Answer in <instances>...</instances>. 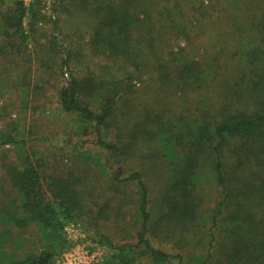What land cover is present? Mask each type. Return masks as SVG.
I'll list each match as a JSON object with an SVG mask.
<instances>
[{
    "label": "trees",
    "instance_id": "16d2710c",
    "mask_svg": "<svg viewBox=\"0 0 264 264\" xmlns=\"http://www.w3.org/2000/svg\"><path fill=\"white\" fill-rule=\"evenodd\" d=\"M51 1L54 13L46 16L40 11L42 0H33L29 6L24 0H0V60L24 69L23 64L32 61L30 48L34 46L41 73L48 76L54 66L59 68L65 84L59 87L57 98L62 111L71 116L65 144L81 158H86L89 147L103 149L116 165H112L113 183L129 184L136 190L140 217L137 242L116 246L99 240L111 252L97 264H137L139 256L149 257L152 264L182 260L180 254L156 248L148 240L152 225L148 185L139 170H125L124 148L106 138V131L118 120L117 111L125 113L122 119H127L126 113H141L139 107H131L135 103L130 104L125 95L135 87L132 78L150 70L156 72L159 83L155 96L171 97L165 108L143 110V123L135 125L136 131L142 130L153 142L156 155L160 153L174 167L159 224H165L169 231L197 220L198 171L201 160L208 157L221 194L212 215L213 226L218 228L219 221L228 220L227 264H264V39L250 36L255 29L264 34V0H248L250 5L242 0L243 10L251 12L253 18L250 29L240 26L235 33L239 41L232 59L241 78L234 85L227 74L224 81L219 79L220 54L195 59L184 48L176 51L168 44L173 34H190V12L202 18L211 16V7L204 0ZM70 5L73 9L65 15L71 25L67 33L63 23L68 22L59 14ZM46 22L50 24L49 39L40 43L38 24ZM76 35L80 39L74 45L60 42L61 36L67 41ZM81 45L93 56L118 63L121 74L114 77L116 87L93 73L77 76L73 63L84 49ZM26 68L27 74L31 67ZM23 90L26 97L32 93L27 87ZM118 101L126 106L118 109ZM173 106L182 110L177 112ZM156 112L199 114L188 119L171 115L170 120H164L151 116ZM19 142L11 130L0 129V144ZM7 174L15 196L0 208V264H49L74 245L64 234L66 224L93 214L85 203L81 181L73 174L45 177L28 155L21 164H12ZM7 224L22 228L35 225L41 236L40 248L15 252Z\"/></svg>",
    "mask_w": 264,
    "mask_h": 264
},
{
    "label": "rangeland",
    "instance_id": "374dc122",
    "mask_svg": "<svg viewBox=\"0 0 264 264\" xmlns=\"http://www.w3.org/2000/svg\"><path fill=\"white\" fill-rule=\"evenodd\" d=\"M245 1L247 5H250L248 0ZM24 2L29 6L33 0H24ZM204 4L211 7V16L202 18L190 12L187 16L190 34L187 36L182 33L173 34L168 44L176 51L184 48L195 59L198 57L208 59L220 54L219 62L217 61L221 65L219 79L224 81V75L227 74L231 79L230 84L234 85L241 78L232 59L239 41L235 33L240 26L246 28L249 26L250 29L253 15L243 10L246 6L242 0H204ZM41 5L43 6L40 8L42 14L49 16L54 13L51 0H42ZM70 6L68 10L61 8V14H59L62 20L67 22L65 15L73 9V5ZM259 14L260 11H258ZM25 24L28 25L26 19ZM68 25L63 23V29L67 33L71 28L69 22ZM38 31L40 43H45L49 39L50 24L39 23ZM250 33L251 37L264 39L262 30L255 29ZM60 39L61 43L70 41L74 45V41H78L80 37L76 35L70 38L72 40L66 41L61 36ZM81 40L85 42L83 38ZM262 44L264 45V42ZM81 47L84 49L76 59L77 64L73 63L77 76L82 77L87 73H93L107 80L106 84L111 83L116 87L117 79L114 77L121 74L117 69L118 63L106 57L93 56L85 45ZM35 49L34 46L30 48L31 63L23 64V66L31 67L27 74L26 67L23 69L0 60V129L11 130L20 141L0 144V186L2 187L0 208L9 198L15 196L7 174L8 168L12 164H21L25 155L30 157L33 165L41 169L45 177L73 174L80 179L85 203L93 214L89 217L85 216L78 223H67L64 234L73 244L87 241L98 243L103 247L104 257H106L111 251L109 247L99 242L101 239L110 241L116 246L137 242L136 232L140 224L137 211L138 195L132 185L113 183L110 177L112 165L113 167L116 165L103 149L96 146L89 147L86 158H81L78 153L67 147L64 139L68 136L66 129L71 126V116L62 111L57 98L59 87L65 84V75L56 66L51 73H48V76L41 73L39 70L41 65L35 58ZM129 69L132 71L133 68ZM151 71L153 70L140 77L132 78L135 87L125 95V98L130 100V104L135 103L131 107H139L142 110H140L141 113H126L127 119H122L121 114L125 113L117 111L118 120L112 122L106 131V138L114 143L119 142L118 144L124 148L127 154L124 167L127 172L139 170L143 174L149 188L148 207L152 224L147 238L154 247L182 256L181 261L173 258L168 264H227L230 253L227 240L228 220L219 221L218 228H214L212 221V215L221 200L219 188L214 181L212 159L204 157L198 171L197 196H199L200 207L197 220L171 228L169 231L166 230L165 224L163 226L159 224L160 210L165 209L164 201L167 197L168 183L175 176L174 167L168 165L160 157V153H158L159 157L156 155V147L152 141H148V137L142 130H135L137 123H143L145 114L143 110L165 108L171 98L165 99L163 94L155 96L154 89L158 88L159 83L155 77L156 72L153 74ZM149 73L154 76L151 77ZM22 74L27 75V78H24ZM122 77L127 83L126 77ZM24 87L32 90L31 94L28 93V97L23 90ZM121 101H118V109L126 106ZM137 102L140 103L139 106H136ZM175 108L177 107H172L173 110ZM181 110L180 107L177 108V112ZM133 111L136 112L138 109ZM150 114L154 118L160 116L164 120H170L171 115L175 118L178 116L190 118L199 113L156 112ZM22 141L25 142L21 143ZM111 184L113 186H110ZM7 225L11 228L9 239L15 252L40 248L41 236L35 225L25 228ZM137 264L152 263L149 257L139 256Z\"/></svg>",
    "mask_w": 264,
    "mask_h": 264
},
{
    "label": "built area",
    "instance_id": "2783aa9c",
    "mask_svg": "<svg viewBox=\"0 0 264 264\" xmlns=\"http://www.w3.org/2000/svg\"><path fill=\"white\" fill-rule=\"evenodd\" d=\"M103 247L96 242L75 243L62 255L52 259L49 264H97L104 259Z\"/></svg>",
    "mask_w": 264,
    "mask_h": 264
}]
</instances>
